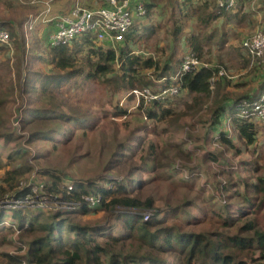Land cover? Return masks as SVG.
Segmentation results:
<instances>
[{"label": "trees", "instance_id": "obj_1", "mask_svg": "<svg viewBox=\"0 0 264 264\" xmlns=\"http://www.w3.org/2000/svg\"><path fill=\"white\" fill-rule=\"evenodd\" d=\"M167 1L173 8L177 7L185 16L189 13V9L192 10L191 14L199 25L198 29L197 31H190L191 35L184 34L182 36L187 48L199 58L202 57L205 47L212 44L215 38H218L216 42L219 47L225 44V36L222 35L219 38L216 33L215 25L219 19L223 18L229 22L239 14V10H236L239 0L236 9L231 10L221 8L218 0ZM14 2L20 4V0H0V4H4L8 8L12 7ZM79 4L81 5L76 0L71 12ZM36 5H32V7L39 8ZM153 6L155 5L152 2H145L147 12H150ZM184 8L186 9L184 10ZM46 14L52 19L50 10ZM147 14L149 15V13ZM173 15L175 17L174 13ZM62 16L65 15H57L52 19L53 21L49 19L48 24H44L45 21L39 18L35 31L45 33L48 28L49 33L51 30L56 31L57 29L50 28V25L59 21ZM145 16L146 14L143 17ZM136 19H134L129 31L117 36L114 44L109 40H99L92 33H83L67 44L53 46L48 42L49 33H47L46 40L38 42L41 43L37 47L38 51L28 49L33 51L26 63L25 73L20 68L21 60L18 58L19 83L21 84L24 79V90L29 94V101L51 93L50 83L60 86L69 82H79L80 84L82 81H86V84L97 82L103 88L105 85V88L110 89V96L113 98L110 103L111 107L114 108L113 114L124 115L127 114V109L115 104L116 93L119 90H133L137 89L138 86H146L154 93H161L165 89L176 87L178 94L185 92L191 97L194 96V104L188 105V110L190 109L191 112H189L191 123L188 125L193 127L195 123L205 122L203 113L198 115L199 107L195 106H200L198 97L201 98L202 95L209 97L213 93L210 80L214 73L219 74L220 63L202 65L197 69L182 73L183 59L176 63L169 57L163 64L162 61L154 57L136 52L134 46L138 42L136 38L139 29V24L135 23ZM22 25V19L14 20L13 17L6 19L0 15V30L6 29L10 33L9 43L0 42V69L9 62L4 60L12 44L17 53L25 55V39L24 37L21 40L18 39L19 28ZM56 25L58 28V23ZM184 29V24L179 23V18H176V26L173 31L175 42L179 40ZM104 42L112 46H105L102 44ZM121 42L123 43L120 49H116L114 46ZM32 56L38 61L39 70L37 71L33 68L35 66ZM151 68H155L154 75L161 82L155 83L144 74L145 70ZM37 73L43 75L37 77ZM262 79L263 82L257 86L253 85V80L246 81L248 85L251 83L252 85L249 89L242 90L239 89L241 84H235L236 86L232 87V81L226 73L219 76L215 85L220 88L218 95L220 92L223 94L208 105L207 112L211 115L207 121L209 124L206 131L208 138L210 136L215 137L218 142L234 148L236 153L249 151L254 154V157L260 155V153L257 154V148L251 147L256 142L260 126L256 120L240 116L239 107L242 102H252L264 93V78ZM178 94L167 93L165 96L150 102H146L142 98L137 106L148 119H163L167 114H174L173 108L168 105V99ZM13 96V87H0V105L10 102ZM61 101L64 102L63 106L68 105V111H57L56 106L58 104L55 106L56 108L50 110L43 107H31L25 112V116L23 115L24 125L26 124L28 127V125L40 120L38 116H34L32 113V111H37L50 122H67L71 125V132H73V128H80L79 125H82V128H90L102 115L99 112L84 109L81 105H70L64 97L61 98ZM188 110L178 112V116L168 120V123L173 126L180 123L184 125L185 122H182L183 119L181 118L183 115H188ZM7 129L9 132L0 134V146L2 147L5 142L2 136L6 137L9 142H19L18 136L10 132L8 125ZM53 130L54 128L37 129L34 125V127L32 126L30 141L38 137L49 139V136L55 134ZM140 142L141 134L132 131L128 141H121L115 146V153L110 163L107 164L106 170L114 169L123 160V157L127 158V151L133 150L132 152H135ZM19 144L20 147L18 149L13 148V152L8 153L6 159L0 153V169L4 168L6 164H13L17 156L26 154L27 149L21 143ZM185 144L182 140L170 143L169 147L176 150L177 158L191 157L193 151L185 147ZM154 151L153 142L144 151L146 152L145 157H142L145 158L144 162L148 163L147 158H153ZM210 158L216 164H223L218 153H210ZM247 162L250 163L251 161ZM179 165L183 169L184 165L181 163ZM138 167L141 168L140 165L131 168L128 178L133 180L134 176L140 174V171H136ZM222 168L224 173L230 170L229 165L226 164ZM29 170L28 162L17 164V167L8 169L5 177L0 179L2 180L0 181L2 182L0 183V195L4 194L2 192L6 191L7 188L15 187L18 178ZM169 170L171 174L181 171L175 165H172ZM193 172V170L190 173L181 171V179L194 180L198 173ZM44 174L51 180V184L47 183L49 191L65 192L67 190L69 183L63 185L65 189L63 186L61 188L63 174L61 175L56 170H46ZM98 179L97 181L94 178L89 180L73 179L74 181H71L74 185L71 198L80 199L81 194L101 196V203L95 207L83 200V205L79 209L58 212L48 220L44 218V212L39 211V209L38 212L29 216V219L21 218L19 223L15 219L20 218V212L12 213L13 208L9 210L0 208V264H264V220L262 221L258 215L260 210L264 212L263 175H260L256 181H247L246 190L244 188V192L240 193L239 201L234 203L227 201L228 203L224 205L226 216L221 218L216 230L199 232L179 230L174 226L166 225V216L172 217L179 214L178 208H180L175 207L169 201L167 204L169 208L166 209L167 213L164 214V217H158L163 211L159 208L151 214L148 220H145L144 214L137 212V210L144 211L154 207L155 204L152 197H146L144 200L141 195L134 194L139 186L140 188L144 187V179L136 183H134L135 181L128 183L124 179L121 180L105 174ZM236 184L235 182L226 183L223 187L227 197L235 194L231 190L241 192L239 190L242 188L239 189ZM261 193L262 195L257 196ZM18 194L19 192L16 193V195ZM234 197L236 196L234 195ZM232 204H235V207H232ZM97 210L104 212L105 220L90 222L77 218L79 215H87ZM114 219H116L115 222H113ZM118 225H120V229ZM17 230H19L20 235L16 237L17 240L15 241L13 237ZM5 245L11 247L13 245L15 249L5 248ZM166 253H177V263L167 260Z\"/></svg>", "mask_w": 264, "mask_h": 264}, {"label": "rangeland", "instance_id": "obj_2", "mask_svg": "<svg viewBox=\"0 0 264 264\" xmlns=\"http://www.w3.org/2000/svg\"><path fill=\"white\" fill-rule=\"evenodd\" d=\"M75 1L52 0L49 5L50 15L53 16L52 19L57 16L56 14L71 15V6H73ZM146 1L152 2L155 6L152 7L150 12H146L145 17L137 18L135 21V23L139 24V29L136 38L138 42L134 46V50L145 56L154 57L162 61L163 64L169 57L177 63L186 55L193 53L184 44L182 36L184 34L191 35L190 31H197L198 29L199 25L191 14L192 10L189 9V13L185 16L177 7L173 8L167 0ZM43 2V0H20V4L14 2L10 8L0 4L1 16L6 19L11 17L14 20L22 19L23 25L19 28L18 39L21 40L24 37L26 46V53L23 56L22 53H17L13 44H10L12 47L10 46L4 60L9 62L0 69V87L14 88V96L11 101L0 105V134L9 132L7 129L8 125L10 132L15 133L19 138V142H9L6 137L2 136L5 142L3 147L0 146V153L6 159L7 154L13 152V148L18 149L20 147L19 143L27 149L26 154L17 156L13 164H6L4 168L0 169V179L5 177L8 169L17 167V164L28 162L30 166V170L18 178L16 186L7 188L6 191L2 192L4 194L1 195H13L14 192L20 189L21 182L28 181L33 176L46 183V186L47 183L51 184L49 177L44 174L46 170H56L61 175H64L62 176L61 188L64 184L74 181L73 179L89 180L94 178L97 181L104 174L121 180L124 179L128 183L131 181L136 183L144 179V187L140 188L139 186L134 194L141 195L144 200H146V197L154 198L153 202L155 205L144 211L137 210V212L142 214L153 213L160 208L163 211L160 212L158 217L162 218L167 213L166 209L169 208L167 207L169 201L175 207L180 208H178L179 214H175L172 217L166 216V225L174 226L179 230H195L198 232L216 230L221 218L226 216L224 205L228 203L227 201L233 203L239 201V195L244 192L247 181H256L260 175L264 176V122H258L260 132L257 135L256 142L251 146L257 148V154L260 153L258 157H254V154L249 151L236 153L234 148L218 142L215 137L212 138L210 136L208 138L206 131L209 124L207 121L211 117L210 113L207 112L208 105L223 94V92H220L218 95L220 88L217 85H214V87L216 86L215 88L211 87L213 93L209 97L204 95L201 98L198 97L200 106L195 107H199L198 115L203 113L205 122L195 123L193 127L188 125L191 123L188 105L194 104V96L191 97L185 92L177 93L178 95L168 99V105L173 108V115L170 113L165 115L163 119L156 118L155 120L148 119L145 113L138 109V99L131 94L132 90L124 89L116 93L115 104L127 109V114L114 115V108L110 105L111 99H113L110 96V89L105 88V85L103 88L97 82L89 84H86V81H82L81 84L79 82H69L60 86L50 83L51 93L29 101V94L24 90V79L21 84L19 83L17 62L18 58H20V68L25 73L26 63L33 51L28 49L38 51L37 47L41 44L38 42L46 40L49 28L45 30V33L36 32L35 29L40 20L39 18L45 21L44 24H48L51 18L48 14L40 13V10L37 11V8L32 7V5L43 4ZM235 7L234 9H236ZM236 10H241L238 17H234L235 19L229 22L225 19H219L215 25L217 37L221 38L224 35L225 44L219 47L216 42L218 38H215L212 44L205 47L200 59L202 65H217V63H220V69L226 71L228 78L232 81V87L236 86L235 84H241L239 89L247 90L252 83L248 85L246 81L253 80V85L256 86L264 78V62L259 63L256 59H253L252 54L242 47L244 39L264 27V0H252L251 3L245 6L239 3ZM176 18H179V23L184 24L185 29L180 34L179 40L175 42L173 31L176 26ZM58 22L51 23L50 28L57 29L56 24ZM122 43L116 44L114 47L119 50ZM102 44L108 47L112 46L105 42ZM32 61L35 66L33 68L36 71L39 70L38 61L33 59V56ZM256 64L260 65L257 66ZM154 71H156L155 68L147 69L144 74L149 76L155 83L161 82L154 75ZM41 75L43 74H36L37 77ZM248 75L251 76L246 77ZM145 87L138 86L137 89ZM62 97L66 98L70 105H81L84 109H89L91 112H99L102 115L97 118L95 125L90 128H82V125H79L80 128H73V132H71V125L67 122H50L37 111H32V113L34 116H38L40 120L28 125V127L26 124L24 125L23 117L25 112L31 107H43L48 110L57 107L59 112L68 111V105L63 106ZM185 110H188V115H183L181 119L187 125L184 124V126L180 123L177 126H173L168 123V120L178 116V112L181 113ZM17 118L19 124H16ZM73 122L71 123L74 124ZM34 125L35 128L42 130L54 128L55 134L49 136V139L38 137L30 141L32 126L34 127ZM64 131H66V134ZM132 131L141 134V142L138 148L135 149V152H132L133 150L127 151V158L123 157V160L114 169L106 170L107 164L110 163L115 153V146L121 141H128ZM215 135L218 134L215 133ZM206 138H208L207 141H205ZM182 140L186 143L185 147L193 151L191 157L177 158L176 150L170 149V143ZM153 142L155 154L153 158H147L148 163H146L144 162L145 158L142 157H145L146 152L144 151ZM214 152L218 153L223 164H216L214 160H211L210 153ZM4 161L6 162V160ZM180 163L184 165V170L179 165ZM225 164L229 165L230 169L227 173H224L222 168ZM137 165L141 166V168L138 167L136 170L140 171V174L138 173L132 180L128 178V174ZM172 165L178 166L181 171H186V173H190L193 170V173H198L197 178L187 181L185 178L181 179V171L171 174L169 169H171ZM232 182L237 183L236 186H239L238 188H242V190H239L241 192L231 190L235 194L227 197L223 187H225L226 183ZM235 188L238 189L237 187ZM52 192L59 194L56 191ZM258 195L260 196L262 193ZM232 207H235V204H232ZM7 209L9 210L10 208ZM38 210L26 207L24 209L13 208L12 213L20 212V218L15 219L19 223L21 218L29 219L28 217L38 212ZM39 211L44 212V218L47 220L54 215L51 210L40 209ZM185 211L187 212L185 213ZM9 212L8 214H10ZM263 213L261 210L258 212L262 221L264 220ZM77 218L90 222L105 220L104 212L100 210L87 215H79ZM115 221L116 219L113 220V222ZM118 228L120 229V225H118ZM18 235H20L19 230L14 234L13 238L15 241ZM5 248L15 249L13 245L12 247L5 245ZM165 257L167 260L177 263V253H166Z\"/></svg>", "mask_w": 264, "mask_h": 264}, {"label": "built area", "instance_id": "obj_3", "mask_svg": "<svg viewBox=\"0 0 264 264\" xmlns=\"http://www.w3.org/2000/svg\"><path fill=\"white\" fill-rule=\"evenodd\" d=\"M238 0H218V4L225 10L233 9ZM145 0H105L104 6L88 8L77 5L71 15L60 17L58 28L51 33L48 42L53 45L69 43L76 36L83 33H92L99 40H109L116 42L119 35L129 31L135 18L143 17L147 10ZM0 42L9 43L10 33L6 29L0 30ZM246 48L259 63L264 62V27L258 29L251 37L243 42ZM202 66L201 59L194 53H190L183 58L182 73L191 71ZM226 71L221 69L211 77V87L220 75ZM172 95L178 93V88L171 87L161 93H154L150 88L133 89V94L138 103L142 98L146 102L157 99L165 94ZM239 115L247 119L264 121V93L252 102L244 101L239 107ZM16 124H19L18 118ZM65 189V187H63ZM74 185L69 182L65 192L54 194L47 189L46 183L41 182L34 176L30 180L21 182L20 189L13 195H0V208H35L51 210L56 214L65 210H73L82 207L83 200L90 206L95 207L101 203V196L81 194L80 199L71 198ZM16 195V193H18ZM70 196V197H69ZM152 213H144L145 220L150 218Z\"/></svg>", "mask_w": 264, "mask_h": 264}, {"label": "crops", "instance_id": "obj_4", "mask_svg": "<svg viewBox=\"0 0 264 264\" xmlns=\"http://www.w3.org/2000/svg\"><path fill=\"white\" fill-rule=\"evenodd\" d=\"M41 1V0H40ZM44 2H43V4L42 3H38L36 6L37 7H39V8H37V11L38 10H40V13H44V14H46L47 12H49V5L51 4V2H52V0H43ZM80 3H81V5H83L84 7H92V8H97V7H99V6H103L104 4H105V0H78ZM239 3H240V5L241 4H243L242 6H245V5H248L249 3H251L252 2V0H239L238 1ZM74 5V4H73ZM72 7V6H71ZM241 10H239V12H240ZM238 12V13H239ZM59 14H61V13H59ZM56 15H58V14H56ZM237 17H238V15H237ZM244 17V16H243ZM242 17V18H243ZM221 19H223V18H221ZM233 19H235V18H232L231 20H233ZM52 31V30H51ZM54 32V30L52 31V33ZM51 34V33H50ZM264 73V72H263ZM251 76V75H250ZM249 77V76H248ZM263 81L261 80V81H259V83H257V85H259V84H261ZM256 85V86H257ZM257 122H262V121H259V120H256Z\"/></svg>", "mask_w": 264, "mask_h": 264}]
</instances>
